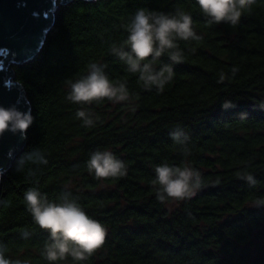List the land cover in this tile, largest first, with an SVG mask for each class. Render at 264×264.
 <instances>
[{
  "label": "trees",
  "instance_id": "1",
  "mask_svg": "<svg viewBox=\"0 0 264 264\" xmlns=\"http://www.w3.org/2000/svg\"><path fill=\"white\" fill-rule=\"evenodd\" d=\"M142 7L190 11L202 36L180 42L185 60L160 94L144 90L109 48L126 37L122 23ZM206 20L195 0H71L60 6L38 55L11 66L34 119L24 148L0 180V242L9 255L48 264L39 249L49 234L33 223L22 201L38 181L50 197L70 185L87 213L108 226L105 244L83 264H264V206L250 204L264 196V0L236 26ZM90 61L128 81L135 112L105 98L85 105L101 121L93 128L81 125L75 118L81 105L66 99V81L85 74ZM232 66L239 68L236 76L217 84L219 71L230 74ZM226 98L233 107H221ZM177 125L189 132L188 159L207 184L170 209L156 200L150 181L156 164L184 159L169 136ZM97 147L111 148L128 174L102 180L89 175L85 161ZM33 148H46L49 163L29 177L17 170V161ZM238 171L253 172L257 186L237 178ZM217 176L221 183L214 185ZM25 228L32 232L28 239L21 235Z\"/></svg>",
  "mask_w": 264,
  "mask_h": 264
},
{
  "label": "clouds",
  "instance_id": "2",
  "mask_svg": "<svg viewBox=\"0 0 264 264\" xmlns=\"http://www.w3.org/2000/svg\"><path fill=\"white\" fill-rule=\"evenodd\" d=\"M256 2L257 0H195L209 25L224 22L230 26L238 25L240 17L249 13ZM121 27L127 35L119 43L112 42L110 52L122 62L125 72L137 76V82L144 90L154 89L157 94L163 93L173 81L175 65L185 60V49L180 46V42L202 40L194 27L192 13L179 7L172 11L139 8L127 16ZM162 57H167V62H162ZM106 68V64L90 61L85 74L66 81V99L81 105L75 112V118L85 128H93L101 121V116L85 105L99 104L105 98L113 104L123 103L130 112L137 110L136 96L129 89L128 81L113 79ZM238 71V66H232L230 74L220 70L216 83L221 84L235 77ZM233 106L231 98H226L221 103L224 109ZM261 106L264 107V101H261ZM246 116V113L240 114L241 118ZM33 119L30 108L22 111L16 106L0 105V136L6 130L24 133ZM169 136L184 159L180 163L163 161L156 164L150 181L156 200L165 206L191 199L207 184L203 172L188 159L191 154L189 132L177 125L169 132ZM48 156L46 148H33L19 158L17 170H26L29 177H34L39 166L49 163ZM85 168L97 180L118 179L128 174L127 163L109 147H97L91 151L85 161ZM236 177L245 180L251 188L259 183L251 171H238ZM212 183L219 185L221 178L217 176ZM22 201L33 223L49 234L39 249V255L48 264H60L69 260L71 264H83L105 244L108 226L87 213L70 185L65 184L57 195L50 197L36 181L24 191ZM250 204L264 206V196L254 197ZM21 235L28 239L32 232L25 228ZM0 264H31V260L13 258L9 255L7 245L0 242Z\"/></svg>",
  "mask_w": 264,
  "mask_h": 264
},
{
  "label": "water",
  "instance_id": "3",
  "mask_svg": "<svg viewBox=\"0 0 264 264\" xmlns=\"http://www.w3.org/2000/svg\"><path fill=\"white\" fill-rule=\"evenodd\" d=\"M70 1L0 0V105L31 109L23 85L15 79L13 68L8 67L38 55L60 6ZM25 144L24 133L6 130L0 136V180Z\"/></svg>",
  "mask_w": 264,
  "mask_h": 264
},
{
  "label": "rangeland",
  "instance_id": "4",
  "mask_svg": "<svg viewBox=\"0 0 264 264\" xmlns=\"http://www.w3.org/2000/svg\"><path fill=\"white\" fill-rule=\"evenodd\" d=\"M10 67H11V65H9L8 68H10ZM177 205H178V202H174V203L169 204V207H170V209H172V208L176 207Z\"/></svg>",
  "mask_w": 264,
  "mask_h": 264
}]
</instances>
